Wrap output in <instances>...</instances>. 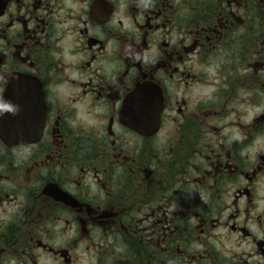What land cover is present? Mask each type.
Here are the masks:
<instances>
[{
	"label": "flooded vegetation",
	"instance_id": "1",
	"mask_svg": "<svg viewBox=\"0 0 264 264\" xmlns=\"http://www.w3.org/2000/svg\"><path fill=\"white\" fill-rule=\"evenodd\" d=\"M8 87L0 264H264V0H0Z\"/></svg>",
	"mask_w": 264,
	"mask_h": 264
},
{
	"label": "water",
	"instance_id": "2",
	"mask_svg": "<svg viewBox=\"0 0 264 264\" xmlns=\"http://www.w3.org/2000/svg\"><path fill=\"white\" fill-rule=\"evenodd\" d=\"M13 96L11 88L8 87L0 104V131L4 140L9 141L12 138V128L10 127L11 115L14 113ZM20 129V127H13Z\"/></svg>",
	"mask_w": 264,
	"mask_h": 264
}]
</instances>
